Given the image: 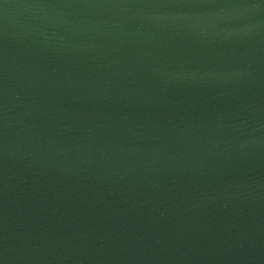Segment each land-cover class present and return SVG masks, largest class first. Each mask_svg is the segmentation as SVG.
<instances>
[{
	"label": "water",
	"instance_id": "95a60500",
	"mask_svg": "<svg viewBox=\"0 0 264 264\" xmlns=\"http://www.w3.org/2000/svg\"><path fill=\"white\" fill-rule=\"evenodd\" d=\"M0 264H264V0H0Z\"/></svg>",
	"mask_w": 264,
	"mask_h": 264
}]
</instances>
